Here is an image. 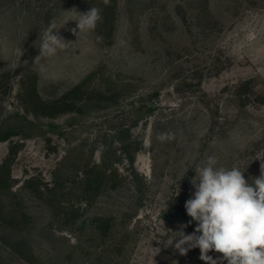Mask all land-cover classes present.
<instances>
[{
  "label": "rangeland",
  "instance_id": "374dc122",
  "mask_svg": "<svg viewBox=\"0 0 264 264\" xmlns=\"http://www.w3.org/2000/svg\"><path fill=\"white\" fill-rule=\"evenodd\" d=\"M208 156L260 175L264 0H0V264H206L166 233Z\"/></svg>",
  "mask_w": 264,
  "mask_h": 264
},
{
  "label": "clouds",
  "instance_id": "9594fccd",
  "mask_svg": "<svg viewBox=\"0 0 264 264\" xmlns=\"http://www.w3.org/2000/svg\"><path fill=\"white\" fill-rule=\"evenodd\" d=\"M108 2L104 0L105 4ZM101 19L100 9L91 7L79 13L75 21L79 32H87L95 30ZM59 29L52 20L39 35L40 54L34 63L54 56L70 43L58 34ZM73 32L76 33V29ZM17 51L21 56V49ZM174 139L172 132L157 136L162 143ZM217 165V158L208 156L203 166L195 168L196 175L191 181L194 193L184 207L191 217L188 224L195 221L197 226L191 234L185 233L188 224L183 223L175 232L167 230L168 240H171L167 244L175 241L174 248L181 255L199 248L200 259L206 264H218L208 255L210 251L222 254L219 264L225 260L227 264H264V160H260L259 177L253 178L251 183L239 167ZM178 194L179 186L175 196Z\"/></svg>",
  "mask_w": 264,
  "mask_h": 264
}]
</instances>
